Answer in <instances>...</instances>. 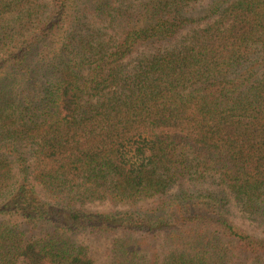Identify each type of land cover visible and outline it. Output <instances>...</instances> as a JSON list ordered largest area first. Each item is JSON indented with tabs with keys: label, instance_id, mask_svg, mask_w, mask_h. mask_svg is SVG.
Here are the masks:
<instances>
[{
	"label": "trees",
	"instance_id": "trees-1",
	"mask_svg": "<svg viewBox=\"0 0 264 264\" xmlns=\"http://www.w3.org/2000/svg\"><path fill=\"white\" fill-rule=\"evenodd\" d=\"M199 1L0 0V264H264V0Z\"/></svg>",
	"mask_w": 264,
	"mask_h": 264
},
{
	"label": "rangeland",
	"instance_id": "rangeland-1",
	"mask_svg": "<svg viewBox=\"0 0 264 264\" xmlns=\"http://www.w3.org/2000/svg\"><path fill=\"white\" fill-rule=\"evenodd\" d=\"M211 0H200L198 3L191 4L187 7V13L198 14ZM209 21V20H208ZM207 22V21H206ZM206 22H201L196 26H201L206 24ZM195 26V25H193ZM189 26L183 31V34L178 37V40L182 39L184 36L188 35L187 33L193 27ZM176 41L174 43H176ZM229 210L234 218L239 224H241L246 229L250 230L248 225L249 221L247 220L246 215L241 211L239 204L232 199L229 203ZM79 241L83 242L87 246L89 255L94 260V264H109L111 257V236L107 234H87L80 233L78 235Z\"/></svg>",
	"mask_w": 264,
	"mask_h": 264
}]
</instances>
